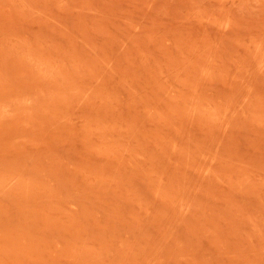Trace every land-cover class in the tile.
<instances>
[{"label":"rangeland","instance_id":"374dc122","mask_svg":"<svg viewBox=\"0 0 264 264\" xmlns=\"http://www.w3.org/2000/svg\"><path fill=\"white\" fill-rule=\"evenodd\" d=\"M0 264H264V0H0Z\"/></svg>","mask_w":264,"mask_h":264}]
</instances>
